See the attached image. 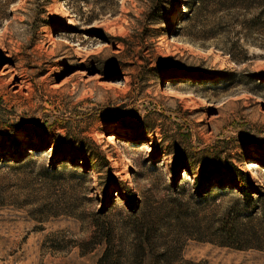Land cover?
<instances>
[{
	"label": "rangeland",
	"instance_id": "374dc122",
	"mask_svg": "<svg viewBox=\"0 0 264 264\" xmlns=\"http://www.w3.org/2000/svg\"><path fill=\"white\" fill-rule=\"evenodd\" d=\"M113 133L116 179L86 171ZM225 145L231 185L200 191ZM262 145L264 0H0V264H97L141 220L145 264H264Z\"/></svg>",
	"mask_w": 264,
	"mask_h": 264
},
{
	"label": "trees",
	"instance_id": "16d2710c",
	"mask_svg": "<svg viewBox=\"0 0 264 264\" xmlns=\"http://www.w3.org/2000/svg\"><path fill=\"white\" fill-rule=\"evenodd\" d=\"M262 146L264 147V145ZM78 147L84 153V167L86 171H104L106 177L116 179L109 166L110 163L107 155L97 147L94 141L87 139L80 140ZM199 153L197 164L199 165L200 173L196 174L193 183L200 186V191L206 192L213 187L221 190L231 185L230 177L234 176L239 169L232 163L227 146H219L217 149L215 147H203ZM173 161L177 169L173 168L172 171L178 174L180 169L182 171V168L185 166L182 168L178 167V157H174ZM186 169L191 171V168L186 167ZM193 172L195 173V171ZM105 185L106 180L102 183V187ZM236 189L242 191L246 203H250L253 198L252 190H257L247 179L246 182L240 179L239 186ZM107 194H109V191L102 189L100 195L96 196V199L103 201L107 197ZM262 212L264 218V206ZM135 226L138 227L133 232L134 241H131L128 246L122 244L121 239L114 240V238L106 235L104 238V248L97 260V264H145L144 258L149 249L148 246H150L149 240L151 235L148 233V226L144 220H141V223Z\"/></svg>",
	"mask_w": 264,
	"mask_h": 264
},
{
	"label": "bare ground",
	"instance_id": "6f19581e",
	"mask_svg": "<svg viewBox=\"0 0 264 264\" xmlns=\"http://www.w3.org/2000/svg\"><path fill=\"white\" fill-rule=\"evenodd\" d=\"M56 2H57V0H56ZM62 4V3H61ZM60 4V5H61ZM61 7H62V5L61 6H59V5H56V7H55V9H54V11L55 12H59V11H61ZM182 41V40H181ZM187 41V40H186ZM185 42V41H184ZM55 43L56 44H60V43H62V44H71L70 43V41H69V39L67 38V37H65V36H60V37H58V38H56V40H55ZM183 43V42H182ZM189 44V43H188ZM68 45V46H69ZM184 45V44H183ZM192 45H193V43H192ZM190 46V45H189ZM58 47V46H57ZM65 47V46H64ZM191 47H193V46H191ZM3 69L5 70V72H8L9 70H10V66L9 65H6V64H4L3 65ZM18 83H13V85H17ZM181 93H183V92H181ZM179 94V95H177L178 97H182V96H186L187 94L185 93V94ZM242 95H243V93H242ZM177 97V98H178ZM186 98H187V96H186ZM183 99V98H182ZM125 139L124 138H122V137H119L117 134L116 135H114V136H112V134H110V136H108L107 137V139L104 141V143L105 144H103V148L105 149L106 148V150H105V152H107V159H108V161H109V166L112 168V173L113 174H117V173H119V170H118V165H119V161H118V159H117V157L115 156V154H114V152H116L117 151V146H119L117 143H120L121 144V142L123 143V141H124ZM98 144V143H97ZM122 145V144H121ZM119 148V147H118ZM145 149V148H144ZM150 149V148H149ZM251 150L252 149H254V147H252V148H250ZM114 151V152H113ZM146 151V150H145ZM116 155H117V153H116ZM251 155H253V156H256V154L254 153V152H252L251 153ZM241 165H239V167H240ZM185 171H187V170H185ZM182 172V171H181ZM119 175V174H118ZM185 175V172H183V176ZM89 195H92L91 193L89 194ZM98 195H100V193H96V194H94V196H98Z\"/></svg>",
	"mask_w": 264,
	"mask_h": 264
}]
</instances>
